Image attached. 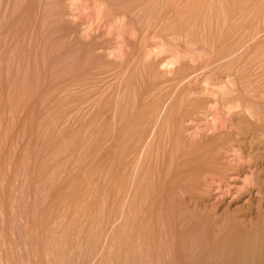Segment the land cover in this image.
Masks as SVG:
<instances>
[{"label":"rangeland","instance_id":"obj_1","mask_svg":"<svg viewBox=\"0 0 264 264\" xmlns=\"http://www.w3.org/2000/svg\"><path fill=\"white\" fill-rule=\"evenodd\" d=\"M29 1L21 0L20 3V0H0V46L1 42L6 46L5 50L4 48L1 50L0 47L2 51L0 52V264H133L131 261L134 259L131 258L135 260L139 258L137 260L139 263L140 259H143L140 254L141 247L140 250L136 249L139 239L132 240L131 244L135 248L132 250L137 251L133 253L132 250L130 251L131 248L125 245L126 236L122 235L124 238L119 236L125 233L124 218H120L125 213L121 215L123 212L117 211L120 217L115 222L117 224H114V221L112 223L110 203L100 198V192H97L100 197L97 193L94 196L97 178L94 174L99 164L95 161L98 160L97 156L91 152L95 150V143L100 135L105 134L101 135V138L106 136L107 127L110 129L113 121L111 119H114V112H117L116 109L119 107V110L126 107L122 109L127 111L126 113L129 110L139 113L146 107L145 104L152 107L153 103L159 102L157 105L153 104L157 108L160 106L158 118H155L158 111L153 113V120L157 119L155 125L159 124L162 118L170 124L171 106L165 104L171 103L169 93H171L169 96L175 94L184 80L188 83L187 86L190 85L188 87L190 89L188 99H190L175 115V126L174 123L171 124L174 126V134L171 133L172 140L180 139L184 145L188 144L187 146L191 145L195 148L202 146L200 149L205 145L213 146L216 143L223 145L212 149L213 152L210 150L208 154L206 153L205 164L208 166H204L205 168L201 170L202 174H196L198 181L195 182L194 187L192 186L193 189L191 187V193L182 195L186 200L183 205L187 206V211L189 210L191 215L193 213L198 217L203 216L213 222L215 225L212 224L210 229H218L217 227L220 228L231 220L237 224L247 223L251 218L264 220V115L259 119L260 113L261 115L264 113V65L263 68L261 67V64H264L262 62L264 55L261 54L264 53V45L263 51H261L262 47H259L262 43L258 44L259 52L255 51L254 47L252 53H247L252 50L250 46L248 50L245 48L248 44H241L240 47L235 44L236 47L233 46V49L231 47L234 53L229 52L230 41L229 39L225 41V35L221 36L228 29V25L224 24L227 27L220 25L219 28L217 17L212 18L214 20H210V23L207 22L209 30L206 24H203L200 32L198 30L202 26L197 25L199 36L196 34V28L195 31L193 30L196 26L187 27L186 32L185 28H182V32L181 28L176 29L175 26L171 28L173 25L170 26V23L165 25L161 21L158 22L162 0H156L159 5H155L159 10L154 5L158 14L155 13L157 10L152 8L154 0H141V8L138 6L140 9L132 12L129 8L130 12L126 11L127 8L124 11V5L132 3V0ZM249 1H252L257 8H260L261 4L264 7V0ZM22 2L26 3L25 6L23 5L26 9L21 6ZM30 3L34 4H31L30 12L27 13V6H30ZM126 5L125 7L128 6ZM142 9L148 10V14H144L146 11L143 12L144 17L138 12L143 11ZM13 12L17 13L18 17L14 16ZM20 12L24 15L26 12L30 17L27 15V18L20 17L23 16ZM152 17L157 19L154 24ZM16 18L23 20L22 24L24 21L27 22L25 26L22 25L24 28L29 27L25 28L27 31L21 29L23 27H20V20L18 24L15 23ZM216 22L218 28L215 26ZM16 25L24 32L23 34L19 33L20 29ZM13 27L17 30L16 28L13 30ZM9 28L12 29V35ZM39 28L40 30H37ZM222 28L224 29L220 30ZM188 29L191 32L189 34ZM211 29L214 30V34ZM231 29L226 32L230 33ZM6 30L10 33L5 32ZM263 31L258 32L260 38L263 37ZM215 32L219 36L217 35L214 43L217 41L219 43L214 46ZM17 33L23 36L17 37ZM209 34L210 36L212 34V38ZM225 34L227 39L229 34ZM195 35L196 38H203L199 41L194 37ZM9 36L14 39H10ZM3 37H5L4 41ZM191 37L196 41L190 40ZM204 37L211 39L203 40ZM18 38L24 43L19 42ZM221 38L229 43L225 44ZM201 39L205 42H201ZM8 40L11 42L15 40V45ZM255 46L257 48V45ZM220 49L227 51L222 54ZM216 53L220 54L218 57L222 61L228 58L235 60V65L237 63L240 65V62L244 67L253 64L252 68L249 67L250 70L253 69L252 71H248V67V70L242 68L241 65L237 69L238 64L233 67L238 71L234 72L232 69L234 74L232 73L230 77L231 79L234 77L233 81H228L227 78V82L229 86L231 83L234 84L233 87L231 85L232 91L234 90L231 92L237 97L230 103L225 99L230 96H226L221 88L223 78L216 75L219 69L224 68L217 66L219 68L216 70V63L218 65L220 61L216 60L218 58L216 56L214 57L217 62L213 60V55H217ZM225 53L228 58L221 57V54L224 56ZM233 54L237 57L240 55V58H236ZM245 58L249 60L247 66ZM207 60L209 65L208 62L206 63ZM166 61L174 65L171 63L165 66ZM258 61L261 64L256 63ZM179 63L184 66L183 72L188 69L186 73L188 76L177 82V79L169 77V75L173 77L174 71L165 70L169 66V68L178 66ZM254 63L260 65L258 69ZM161 67L168 77L163 74L161 76V73H164ZM239 73L244 74L243 76L248 73L245 78L249 76V79H245ZM152 78L154 80H151ZM174 80H177L176 86L173 84ZM247 81L251 84H247ZM162 99H166L167 103ZM161 104H164L163 107ZM166 106L168 109L165 108ZM251 108L257 113L260 109L259 114L255 113L254 119L250 116ZM166 109L168 115L166 116L165 113L163 117ZM105 115L110 117L107 118ZM166 122L163 125H166ZM106 128L107 131H104ZM104 144L107 146V143ZM206 147L202 150H207ZM99 158L102 161L100 180L107 182L110 175L108 173L106 175L105 172L106 159L102 156ZM104 174L107 176L105 179ZM177 191L181 192V190ZM196 216L195 219L198 218ZM122 219L124 224L121 222ZM112 224L116 225L117 229H113L114 225L108 228ZM111 230L114 231L113 234ZM158 231L160 233L161 230L158 228ZM114 235L117 242L111 238ZM116 236H119L118 239ZM213 238L212 243L215 240L220 241L216 236ZM212 243L210 245H214ZM149 244L153 245L151 242ZM195 245L188 246L190 251L186 245L184 246L186 248L182 254L185 256L182 255V258L186 257L185 262L202 264L203 260L207 264L224 263L223 257L220 256L221 259H218L219 255L215 256L220 251L218 247L215 249V245L211 247L210 252L204 250L202 253H200L201 248ZM149 248L151 249L148 246L147 249L150 250ZM203 249L204 247L202 251ZM150 252L153 254V250ZM129 254L132 256L129 257ZM146 254L143 256L144 262L149 256V259L153 258V255ZM170 254L172 255V252ZM167 255L165 254V257L172 260L173 256L167 257Z\"/></svg>","mask_w":264,"mask_h":264},{"label":"bare ground","instance_id":"obj_2","mask_svg":"<svg viewBox=\"0 0 264 264\" xmlns=\"http://www.w3.org/2000/svg\"><path fill=\"white\" fill-rule=\"evenodd\" d=\"M155 1L156 0H154V2L152 3L153 4L152 6H154L155 4L159 5L158 1H156V2ZM162 1H161V4H160V7L162 6L161 9H160L161 10L160 13L158 12L159 7L157 5H155V6H157L158 10L155 8V6L152 7V8H155L157 10L156 11L154 9L156 11V12L154 11L155 13H157V14L159 13L160 14V15L158 14L159 17L156 16V17H158V22L161 21L165 25L170 23V26L173 25L171 28H173L174 26H175L176 29H180L181 28L180 29L181 32L183 30L182 28H185L184 31L186 32L187 31L186 30L187 27L189 28L191 26H193V27L196 26V27H194L193 30L195 31V28H196V34H197V25H200V27H201L203 24L204 25L206 24V27H207L208 23H210V20H214L217 17L216 21H218V23H219V28H220V25H224V24L228 25V27L226 25H224V26H226L228 28V29H226L228 31H229V29L233 28V29H231L230 33L226 32V30H225L224 34L223 33L221 34V36L222 35L223 36L224 35L227 36L225 33H228L229 34L228 37L230 36V37L233 38V40L231 41L232 38L230 39V37L229 38L227 37V39H226V37L224 36L225 41L229 39L228 41H230V44L234 43L232 46H230V44H229V46H230V47L228 46V48H230L229 52L233 51L232 49H233V46H235V44H236V46L238 44V47H240L241 44L242 45L248 44V46L246 45L245 48H247V50H248V47L250 46L252 48V50H250L251 52L247 51V53H252L254 47H255L254 50L258 51L257 50L258 46L261 43H262L261 44L262 46H259V47H262L261 51H263V45H264V38L263 37H264V34H263V37L261 36L262 38H260L258 36L259 35L258 32L264 30V7L262 6V4H261L262 7L259 5L260 8H257L256 5L253 4L252 1L250 2L249 0L248 1L247 0H165L164 2H162ZM140 2H142V1L141 0L140 1L132 0L133 5H131L132 4L131 2H130V4H127L128 6L125 4L127 7H125V5H124V11H125V8H127L126 11L131 10V12L133 10H135V11L138 10V8L141 6ZM20 3H21V0H20ZM22 3L23 4L21 6L26 4L25 2H22ZM31 4L32 3L29 4L30 6L26 5L28 7L27 8L28 9L27 13L30 12L29 8L32 7ZM18 5L19 4H17V7H18ZM35 5L37 6V4H35ZM45 5H47V4H45ZM6 6L8 7V5H6ZM11 6H12V4H11ZM24 8L26 9V7H24ZM128 8H129V10H128ZM130 8H132V9H130ZM147 8H148V6H147ZM149 9H151V8H149ZM10 10H12V9H10ZM142 10L143 11L139 10L138 12L141 14L142 17H144L145 16L144 14H146L148 10L147 11L145 10L146 12L144 11V9H142ZM42 12H44V10ZM143 12H145V13L143 14ZM9 13H8V15H9ZM24 13H25V15L20 12V14H23V16L21 15L20 17H23V18L26 17L27 18V16H29V15L26 14V12H24ZM139 13L137 14V12H136L137 15H139ZM155 13L154 14L152 13V14L155 15ZM14 14H12V15L18 17L17 13H14ZM125 14H127V13H125ZM132 14L133 13H131V15ZM149 15H151L150 12H149ZM14 16H12V17L15 20ZM12 17H10V18H12ZM153 17H152V19L154 20V22H152V23L154 24V23H156V21H155L156 18L154 19ZM212 18H214V19H212ZM1 19H3V18L1 17ZM28 19L30 20V18H28ZM32 19H33V17H32ZM14 20H13V24H15V23L18 24L19 22H21V23H19L20 27L22 25L25 26L27 24L26 21H24V24H22L23 20L21 21L19 18H16V20H17L16 22ZM18 20H20V21L18 22ZM29 20H28V22H30ZM212 22H211V25H213ZM43 23H44V21H43ZM218 23L216 22V25H215L216 27L218 26ZM159 25L161 26V23ZM211 25L209 27H211ZM229 25H230L231 28L229 27ZM24 26H22L23 28H21V29L24 30V31H27V29L29 27L26 26L25 28H27V29H25ZM170 26H169V28H170ZM16 27L18 29H20V27H18L17 25H16ZM10 28H9L10 31L12 29L13 30L15 29L14 27L12 29H10ZM17 28H16V30H17ZM192 28H190V29H192ZM217 28H216V30L218 31ZM21 29H20L19 33L23 34L24 32ZM201 29H203V26H202V28H199L198 31L201 32ZM204 29H205V27H204ZM209 29L210 28H208V30ZM223 29L224 28H222L220 30H223ZM37 30H40V28L37 29ZM10 31L6 30L5 32L10 33ZM176 31H174V32H176ZM213 31L214 30H212V33L214 34ZM189 32H190V30L187 33L189 34ZM216 32H215V35H214L216 37L215 38L213 37L214 38L213 39V43H214V40H217V35L218 34L216 35ZM19 33H17V37L20 36ZM202 33H204V31ZM11 35H12V31H11ZM10 36H9V38L13 40L14 38H11ZM21 36H23V35H21ZM197 36H199V34H197ZM202 36H204V35H202ZM209 36H210V34H209ZM211 36H212V34H211ZM194 37L196 38V35ZM4 38L5 37H3V41H4ZM7 38H8V36H7ZM19 38H18V40H19V42H21L20 41L21 38L20 39ZM189 38H190V36H189ZM189 38L187 37V41H188ZM200 38H203V37H200ZM200 38H198V40ZM206 38H209V37H206ZM206 38L203 39V40H206ZM211 38H209V39H211ZM222 38H221V40H222ZM194 39L191 37L190 40L193 41ZM196 39L194 40V42L196 41ZM15 40L17 41V39H15ZM15 40L12 41V42H14V45H15V42H16ZM21 40H23V39H21ZM203 40L201 39V42H203ZM223 41L224 40H222V42ZM225 41H224L225 44L229 43L228 41H227V43ZM9 42H11V41H9ZM222 42H221V45L223 44ZM1 43L3 45L5 44L3 42H1ZM216 43H219V42L217 41ZM216 43H214V46H215ZM2 44L0 46L1 50H3V48L5 50L6 46L4 45L5 46L4 47V46H2ZM255 45H257V48H256ZM19 47H20V44H19ZM225 47H227V45ZM231 47H232V49H231ZM238 47H237V49H238ZM13 48L14 47H12V49ZM22 48H24V47H22ZM223 49H227V48H223ZM223 49H220V53L227 51V50L224 51ZM13 50H16V48L13 49ZM19 50H20V48H19ZM221 50H223V51H221ZM217 51H218V49H217ZM0 52L2 53V51H0ZM25 52H23V53L25 54ZM243 52H244V54L246 53L245 49L243 50ZM12 53H16V52L12 51ZM227 53H225L226 55H224V56H222V54H224V53H222L221 57L223 58V57L226 56V58H228L227 57ZM233 53H234V51H233ZM242 53L240 55H242ZM253 53L255 54V52H253ZM254 54H251V56L254 55ZM257 54H256V56H257ZM261 54L264 55V53H261ZM19 55H17V57ZM218 55L220 56V54L213 55V58H214L213 60L216 59L214 56L218 57ZM4 56L5 55H3V57ZM234 56H236V55H234ZM238 57L236 56V58H238ZM210 58H212V57H210ZM259 58H262V57H259ZM216 60H220L219 57ZM239 60H242V59H239ZM239 60H236V61L239 62ZM261 60H260V62H261ZM19 61H21V60H19ZM245 61H247L245 63V65L248 64L249 60L246 59ZM207 62H208L207 65H209V61L208 60L206 61V63ZM262 62H264V61L262 60ZM171 63L172 62H167L166 61L165 62V66H167V64L170 65ZM256 63H259V61L256 62ZM256 63H254V64H255V66H257V69H258V67L260 66L259 64H261V63L258 64L259 66L256 65ZM172 64L174 65V63H172ZM241 64L242 63L240 62V65ZM181 65L182 64H180L178 66H171L173 68H169L170 67L169 66L168 69L166 68L167 70H165V71H169V72L171 70H172L171 72L174 71V73H173L174 74L173 75L174 78L172 76H170V75H169V77H171V79H177L178 80V81L176 80L177 82H180L184 77L188 76V74H186V73H188L187 72L188 69L186 70V72L185 71L183 72L184 66L183 65L181 66ZM236 65H235V60H231L229 58L226 59L225 61H222V60L218 61V65L216 63V67L217 66H219V67L223 66L225 69L223 68V69H219L218 70L219 67L216 68L215 64H214V67L216 68V70H218L217 71L218 73L216 75L218 77H220V78H223V80L221 81L223 84L220 83L221 84V88H223V92L225 93L226 96H230V97H225V99H226V101L228 103L233 102V99H235L237 97V96H235V94L232 93L234 90L232 91V88H231V85H232V87L234 85V84L231 83L233 81L234 77L232 79L230 77L232 75V73L234 74L235 70L240 68V65L238 64V66H237L238 68L236 67L237 69L234 70L233 67L235 68ZM252 65L253 64L251 63V65H249V66L246 65V66L249 69L250 66L252 68ZM261 65H262L261 67L263 68L264 64L262 63ZM255 66L253 68H255ZM162 67H163V65H162ZM210 67H208V68H210ZM241 67L244 68V69H247V67H244L242 65H241ZM145 68H146V66H145ZM163 69L164 68H162L161 71H163ZM232 69H233L234 72L232 71ZM250 69L248 71H252L253 70V69L252 70H250ZM247 70H244V71H247ZM255 70H256V68H255ZM165 71H163L164 73L160 72L161 76H162V74L164 76L168 75L167 73L165 74ZM244 71H242V72L244 73ZM260 71H261V69H260ZM237 73L238 72H236V74ZM252 73H250V74H252ZM246 74H248V73H245V76H247ZM241 75L242 74H240V76ZM245 76H243V77L245 78ZM227 78L229 79L228 81L231 80V82H229V83H231L230 86H229V84L227 82ZM247 78H245V79H247ZM154 79H155V81L157 80L156 76H155ZM154 79L152 78L151 80H154ZM235 79H236V82H238L236 77H235ZM151 80H150V83H151ZM168 80H170V79H168ZM155 81H154V83H155ZM176 81L173 82L174 86H176V84H175V83H177ZM184 81L181 82L182 84H181L180 87L178 85L179 88H177L178 90H176V92H175L174 86H173V90H174L175 94H173L172 96H169L171 94V93H169L168 97H171L169 99L172 100V101H170L172 104L171 103L168 104L165 101L168 98L166 96V94H165V96L167 98L165 100L162 99L163 101H165L167 103L165 105H168V107L171 106L170 109H169L170 110V114L172 113L171 114V119L169 121L170 124H168V122H166V119L164 120L162 118V116H161L162 121H159V124H161V123L162 124L159 125V124L156 123L157 125H155V122H156L157 119L155 121L153 120V118H152V117H154L153 113L155 114L158 111V108H160V106L157 108V107L153 106L154 103L152 104V102L150 101L151 104H152V107L150 105H148V104H145L146 107L144 105L145 108H143L142 111H140L139 113L133 112V110H131V112H130V110L128 108L127 109L129 110L130 113L129 112L126 113L127 111L125 112L124 110H122L123 108L125 109L126 107H123L121 109L123 112H121V110H119L120 107L118 109H116L117 112H114V119H111V121L113 120L112 124H111L112 126L109 124L110 125V129H109V127H107L108 131H107V128H106V130H104V131H107L105 137L101 138L102 131H100L101 128H99V131H100L101 135H100L98 140L96 139L97 141H96V143H95L96 145L94 147L95 150L91 149V150H93V152H91V154L95 153V155L98 158V160L95 159V161H98L97 163L99 164V165H97L98 166V168H97L98 170L96 171V174H94L95 172L93 173L94 175H97V178H96V181H95L96 182V186L94 185L95 189H96V192L94 193V196H95V194L97 192H100L99 194L101 195V197L99 196L98 193H97L98 194L97 196L102 198V200H108V202L111 205L110 209H111V215H112L111 216V222L112 223L114 221V224H117L115 222L118 221V219L120 217V215L118 216L117 211L121 210L123 212L121 215H123L125 213L123 215V217L121 216L120 218H124V223L125 224L123 223V219L121 220V222L125 225V231L124 232L126 233V235H124L125 234L124 232H123L124 234H122V233L121 234L118 233V234H119L120 237L122 235L124 237L126 236V239L124 240V242L125 243L127 242V244H125V243L124 244L126 246H128L129 249L131 248L130 251L132 249L133 250L135 249L132 246V244H131V243H133L132 240H134V238L136 240L139 239V242L137 241L138 248H136V249L140 250V247H141L140 251L141 252H143V251L145 252L146 251L145 254L147 253L146 254L147 256H149L151 254L150 250L151 251L153 250V254H151V255H153V258L151 257L149 259V257H150L149 256L147 258L150 261L147 260L148 261L147 262L145 260V262H147V264L148 263H150V264H189L188 262L184 261V259H186V257L182 258V255H183L182 251L186 247L189 250L188 246L193 245V244L194 245L196 244L195 247L198 246V247L201 248V252L200 253L204 252V250L210 252L211 247L213 248V246L215 245L216 246L215 249L219 248L218 250H220V251L217 252L219 254H217V253L216 254L214 253V254H215V256L219 255V256H217L218 259L220 258V256L224 258V263L223 264H264V223H262L263 219H258L257 218L258 220H256V218H251L247 223L246 222H244V223L243 222H239L238 224L231 220L228 224H225V225H223L220 228L217 227L218 229L214 228L213 226H212V228H214V229H210L211 225L213 224V222H211L210 220H206L207 218L206 217L203 218V216L202 217L201 216L198 217V215L197 216H196V214L193 215V213L191 215L190 212H188L189 210L187 211V206L183 205V204H185L184 202L186 200H184V197H182V195H185L186 193L187 194L191 193V190L195 186V182L198 181V180H196L198 178L196 174L197 173H201L202 172L201 170H203V168L208 166V165L205 164L206 155L208 154V151H210V150H212L214 148H218V147L223 145V143H221V144L220 143L219 144L216 143L217 145L215 143H213L215 145L207 146V147L205 145L207 150H202V149H205V147H203L202 149H200L202 146L195 148V147H192L191 145L187 146L188 144L184 145L180 139L178 141H176L175 139L172 140L171 133L174 134V126H175V122H176L175 115L179 112V110L181 109V106L183 107L184 103L187 100L189 101V99H190V98L188 99V93H189V90H190L188 87L190 85L187 86L188 83H186ZM234 82H235V80H234ZM247 84H249V82ZM163 101H160V103L163 102ZM157 103H159V102H156L155 104L157 105ZM158 105H160V104H158ZM163 105L161 104L162 107H163ZM191 105L192 104L190 103L189 106L191 107ZM162 107H161V109H162ZM168 107L166 106L165 108L168 109ZM156 108H157V110L155 111ZM167 109H166V112L164 110L163 117L165 116V113H166V116L168 115L167 114ZM108 111H109V109H108ZM118 111H120V112H118ZM159 112L160 111L157 112L158 115L157 116L155 115V118H158ZM259 112H260V109H259ZM259 112L257 113V112L254 111L253 108H251L250 109V116H252L253 119H254L255 113L259 114ZM160 115H162V114H160ZM263 115H264V113L262 115L260 113L259 119ZM106 116L107 115H105V117ZM108 116H107V118H108ZM99 117H100V115H99ZM107 120L108 119H106V122H107ZM106 122H104V123H106ZM164 122H166V125H163V124H165ZM171 124H173L174 126L171 125ZM96 127H98V125ZM111 127H112V129H111ZM152 128H153V130H152ZM97 135H99V134H97ZM103 135H105V134L103 133ZM102 141L104 143H107V146H105L106 144L102 143ZM212 152H213V150H212ZM98 155L102 156V158L105 157V159H106L105 160L106 161L105 164H106L107 168L105 167V164H104V167L107 170L105 172H106V175H107V173L110 175V177L108 178L107 182H106V180L103 181V182L100 180V176H101V172L100 171L102 170V166H100V165L102 164L101 163L102 161H100V158H99L100 156H98ZM94 157L95 156H93V158ZM93 163H95V162H93ZM106 175L104 176V179H105V177H107ZM191 187H192V189H191ZM177 190H181V192L183 191V193L182 194H181V192L178 193ZM105 193H106V195H105ZM108 214H110V213H108ZM192 216L194 218H192ZM195 216L198 217V218L195 219ZM254 220H256V221H254ZM214 221H215V219H214ZM114 224L110 225V227H108V225H107V227L108 228H112V226ZM213 225H215V224H213ZM115 226L116 225L113 226L114 230L117 229ZM160 227L162 229H160ZM121 228H122V226H121ZM158 228H159V230H161L160 233L158 231ZM112 230H111V233L113 234L114 231H112ZM119 231H120V229H119ZM161 232H163V234ZM109 233L110 232H108V234ZM115 233L117 234V232H115ZM215 233H216V235H215ZM123 236L121 238H124ZM135 236L138 237V238H136ZM213 236L218 237V240L220 238V241L217 242V240H215L216 242L213 241V243H212L211 240L214 239ZM118 237H117V239H118ZM111 238H114V240L116 239L115 235H114V237H111ZM144 239H145V241H144ZM149 242H151L153 245L150 246L151 244H149ZM214 242L216 244H214ZM211 243L214 244V245H210ZM146 244H149V245H146ZM125 245H124V247H125ZM185 245H186V247H184ZM148 246L151 247V249L149 248L150 250L147 249ZM145 247H147V248H145ZM203 247H204V249L202 251ZM143 248H145V249H143ZM192 248H194V247H192ZM147 250L149 252H147ZM130 251H128V252H130ZM135 251H133V253ZM141 252H140V254H142V258L143 259H140L141 261L138 263L137 260H139V258L137 260H135V258H131V259H134V261L133 260L131 261L133 264H145V262L143 261L145 259L143 257V256H145V254H144V252L143 253H141ZM171 252H172V255L170 254ZM206 253H204V254H206ZM165 254H168L167 257L173 256V257H171L172 260H170V258L167 259L165 257ZM131 256L129 254V257H131ZM139 256H141V255H139ZM183 256H185V255H183ZM212 256H213V254H212ZM154 257L156 259H154ZM131 259L129 258L128 260H131ZM152 259H154V261ZM214 259H215V257H214ZM205 260L207 261V259H205ZM204 263L205 262H203V260H202V264H204ZM205 264H207V262Z\"/></svg>","mask_w":264,"mask_h":264}]
</instances>
